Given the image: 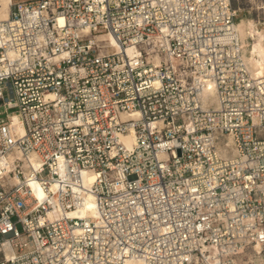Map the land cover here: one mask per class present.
I'll list each match as a JSON object with an SVG mask.
<instances>
[{
	"label": "built area",
	"instance_id": "built-area-1",
	"mask_svg": "<svg viewBox=\"0 0 264 264\" xmlns=\"http://www.w3.org/2000/svg\"><path fill=\"white\" fill-rule=\"evenodd\" d=\"M236 12L233 0L12 2L0 264H241L264 245V78L241 56Z\"/></svg>",
	"mask_w": 264,
	"mask_h": 264
},
{
	"label": "bare ground",
	"instance_id": "bare-ground-1",
	"mask_svg": "<svg viewBox=\"0 0 264 264\" xmlns=\"http://www.w3.org/2000/svg\"><path fill=\"white\" fill-rule=\"evenodd\" d=\"M12 0H0V20L6 19L9 17L11 12V4ZM238 21H235V30L237 31V37L239 41V47L241 50V56L246 64V67L252 77L255 78H264V62L258 64L257 62H249L248 57L241 48V37L238 30ZM100 40L107 39L108 43L111 45H114L115 42L110 36H102L99 38ZM258 47L260 49V54L262 57H264V40L261 38L258 40ZM251 64V65H250ZM203 105L208 106L210 104L216 103V98L213 91V85L211 83H208L206 87L203 88ZM13 121L15 123L18 122V117L14 116ZM120 140L125 143L126 145H129L131 142L130 136H121ZM85 179H88V181L92 180V175L89 173L84 174ZM41 192H38V195H40ZM93 203H88L86 208H82L79 212H77L79 215H82L87 208H92ZM245 248V249H244ZM240 254L237 256V260L241 264H264V245L260 243H254L249 245L248 247H244ZM243 255L245 257H243ZM122 264H143L141 260L139 259H125Z\"/></svg>",
	"mask_w": 264,
	"mask_h": 264
},
{
	"label": "rangeland",
	"instance_id": "rangeland-1",
	"mask_svg": "<svg viewBox=\"0 0 264 264\" xmlns=\"http://www.w3.org/2000/svg\"><path fill=\"white\" fill-rule=\"evenodd\" d=\"M12 1L15 3L17 0ZM233 4L237 10L235 21H238L242 51L249 62L260 64L264 62V57L256 42L261 38L264 40V0H233ZM2 111L3 107H0V112ZM3 116L0 113V118Z\"/></svg>",
	"mask_w": 264,
	"mask_h": 264
}]
</instances>
